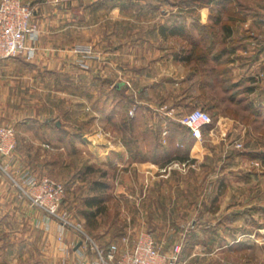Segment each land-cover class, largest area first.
I'll use <instances>...</instances> for the list:
<instances>
[{
    "label": "crops",
    "instance_id": "obj_1",
    "mask_svg": "<svg viewBox=\"0 0 264 264\" xmlns=\"http://www.w3.org/2000/svg\"><path fill=\"white\" fill-rule=\"evenodd\" d=\"M23 2L33 8L32 21L38 28V36L29 43L37 50L29 61L23 56L0 60V124L15 127V139H35L43 145L39 147L42 152L46 151L44 144L52 145L49 140L69 138L77 147L84 139L94 149V165L118 170L123 165V171H137L146 185L147 179H154L157 171L163 170V163L165 170L172 162L186 164L199 156L230 154L231 120L215 112L220 106L226 108L228 103L235 105L229 95L238 90L244 92L249 86L253 90L247 96L241 92L236 97L245 99L242 105L246 109L248 102L252 107L264 108V98L258 101L250 98L254 91L247 80L250 76L234 78L232 65L238 57L235 54L238 46L221 72L216 70L214 53L198 49H204L205 43L196 22L208 23L207 7H184L174 0ZM240 8L237 9L247 10ZM243 16L240 22L250 17ZM257 20L264 22V14ZM232 30L234 37L233 26ZM87 43L93 46L96 57L72 49L74 45ZM194 47L197 51L189 50ZM262 50L255 56L259 57ZM214 89L221 92V101L203 102L209 91L210 99L215 101ZM101 92L106 94L102 101ZM59 93L67 97L61 100L63 108L51 102ZM196 107L204 108L212 116V122L199 129V137L178 122L181 115ZM131 108L134 114L129 116ZM82 110L94 123L105 116L120 128L121 136L110 133L113 141L109 145L100 140L90 142L81 132L83 119L77 112ZM31 125L36 127L34 133L20 131ZM49 128H53L52 134ZM17 150L18 143L7 167V172L16 175L22 166ZM177 155L186 159H172ZM7 161L0 157V166ZM1 171L0 167V204L14 205L19 202L16 188ZM34 213L30 206V216ZM3 214L0 210V215ZM58 227L56 221L44 219L30 228V264L73 262V251L80 237L73 230H65V244L72 251L67 257L59 249Z\"/></svg>",
    "mask_w": 264,
    "mask_h": 264
},
{
    "label": "rangeland",
    "instance_id": "obj_2",
    "mask_svg": "<svg viewBox=\"0 0 264 264\" xmlns=\"http://www.w3.org/2000/svg\"><path fill=\"white\" fill-rule=\"evenodd\" d=\"M234 1L240 2L250 17L246 22H231L238 46L232 71L236 80L242 76L254 78V91L249 97L258 101L264 98V52L259 57L255 55L264 49V22L257 17L264 14V0ZM72 49L96 57L91 44L74 45ZM219 89L212 91L215 101L210 99L209 91L203 102H220ZM101 93L104 94L100 101L106 96ZM66 98L59 93L51 102L63 108L61 100ZM242 104L228 103L226 108L220 106L215 110L217 116L225 115L231 120L230 154L199 156L186 164L172 162L166 171L163 163V170H158L154 179H147L146 185L137 171H123V165L119 170L94 165V149L84 139L77 147L69 138L49 140L52 145L44 144L46 151L42 152L39 147L43 145L35 139L16 137L22 166L17 175L7 169L6 173L1 172L8 180V174L17 180L25 171L62 184L65 196L61 210L100 246L110 242L121 244L125 236L131 245L143 229L151 233L162 253H171L178 246L179 264H264V165L247 153L264 151V111L257 116ZM79 112L83 119L81 132L87 139L109 145L113 141L111 134L121 136L120 128L105 116L94 123L86 111ZM128 115L131 116L129 111ZM21 129L34 133L36 127ZM49 132L52 134L53 128ZM236 142L241 144L239 148L235 147ZM89 167L93 171H88ZM97 180L109 184L102 193L89 191L90 184ZM16 191L19 202L0 204L4 213L0 215V264H30V228L44 219L55 221L33 206L35 213L30 216V201L19 197ZM93 194H101L104 209L86 224L83 200Z\"/></svg>",
    "mask_w": 264,
    "mask_h": 264
},
{
    "label": "built area",
    "instance_id": "obj_3",
    "mask_svg": "<svg viewBox=\"0 0 264 264\" xmlns=\"http://www.w3.org/2000/svg\"><path fill=\"white\" fill-rule=\"evenodd\" d=\"M32 18L33 8L30 3L22 0H0V60L23 56L29 61L35 56L37 48L29 41L37 38L38 28ZM133 112L134 108H131L129 114L132 116ZM178 122L190 128L195 137H199V129L211 123V116L203 108L196 107L181 115ZM89 141L95 143L93 140ZM15 144L14 127L0 124V157L8 160L5 166L0 167L5 173ZM240 146L239 142L235 143L236 148ZM8 176L18 190L19 197L27 198L31 206L42 210L58 223L56 238L60 244L59 249L65 256L70 255V247L65 244V230H73L78 234L80 245L73 251L75 257H72L71 264H179L178 246L171 253H162L157 250L151 233L143 229L137 233L131 245L128 244L126 236L121 244L110 242L106 246L98 245L79 224L69 219L65 210H61L65 196L62 184L45 177L37 178L25 171L19 174L17 180L9 174ZM44 264L56 263L47 261Z\"/></svg>",
    "mask_w": 264,
    "mask_h": 264
},
{
    "label": "trees",
    "instance_id": "obj_4",
    "mask_svg": "<svg viewBox=\"0 0 264 264\" xmlns=\"http://www.w3.org/2000/svg\"><path fill=\"white\" fill-rule=\"evenodd\" d=\"M175 2L179 3V5L187 7H207L209 9V21L207 24H199L196 22V25L198 26L200 30V35L202 36V39L204 41V49L198 48L203 52L209 51L214 53L215 62L217 63L216 70L217 71H224L225 64H228V62L231 61V56L234 54L235 47L237 46L235 39L232 36V24L231 22H236L237 20L242 19L246 13L244 11V14L242 13L240 7V2H235L234 0H175ZM240 8V9H237ZM190 51H197V47H194L193 49H189ZM190 53L187 55L189 59ZM191 56V55H190ZM252 61L253 57L250 58ZM203 59H201V63H203ZM247 80H249L248 83L254 82V78L249 77ZM250 83V84H251ZM252 85V84H251ZM232 86V85H231ZM253 87V86H252ZM244 92L242 91H236L235 93L229 95V99L235 101V104H242L245 99H238L236 96L239 95L241 92L245 93V96L250 93V91L253 90L251 87L244 88ZM248 102V101H247ZM247 110L250 111L252 114H255L259 116L261 114V111H264V108L260 106H251L250 102L247 103ZM246 107V106H245ZM204 109V108H203ZM211 116V114H210ZM212 118V116H211ZM249 154H252V156H256L258 159H260L261 164L264 165V151L259 152H247ZM172 159L183 161L186 159L185 156H174ZM171 159L167 160V163H169ZM191 162H194V160H190ZM88 171H93L91 167L88 168ZM105 174L102 175L104 177ZM108 183L105 181H94L90 184L89 191H100L102 193L105 191V189L108 188ZM103 198L101 194L99 195H91L88 198H85L83 200V205L85 207V210L82 211L83 217L86 220H89V218H96L98 214L102 212L104 209V206L101 205L103 202Z\"/></svg>",
    "mask_w": 264,
    "mask_h": 264
},
{
    "label": "water",
    "instance_id": "obj_5",
    "mask_svg": "<svg viewBox=\"0 0 264 264\" xmlns=\"http://www.w3.org/2000/svg\"><path fill=\"white\" fill-rule=\"evenodd\" d=\"M80 245V242L76 245L75 249Z\"/></svg>",
    "mask_w": 264,
    "mask_h": 264
}]
</instances>
